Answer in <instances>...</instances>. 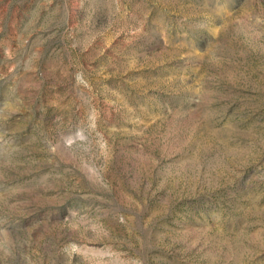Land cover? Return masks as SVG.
<instances>
[{"label": "rangeland", "instance_id": "1", "mask_svg": "<svg viewBox=\"0 0 264 264\" xmlns=\"http://www.w3.org/2000/svg\"><path fill=\"white\" fill-rule=\"evenodd\" d=\"M0 264H264V0H0Z\"/></svg>", "mask_w": 264, "mask_h": 264}]
</instances>
